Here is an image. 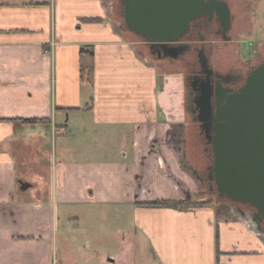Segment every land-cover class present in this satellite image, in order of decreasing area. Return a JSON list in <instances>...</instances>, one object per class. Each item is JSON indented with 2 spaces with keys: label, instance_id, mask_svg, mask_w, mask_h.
<instances>
[{
  "label": "crops",
  "instance_id": "0c3cea01",
  "mask_svg": "<svg viewBox=\"0 0 264 264\" xmlns=\"http://www.w3.org/2000/svg\"><path fill=\"white\" fill-rule=\"evenodd\" d=\"M141 43L114 0H0V264H72L82 228L103 233L100 210L131 212L158 264H264L259 234L224 206L153 204L194 191L180 195L182 73Z\"/></svg>",
  "mask_w": 264,
  "mask_h": 264
},
{
  "label": "water",
  "instance_id": "95a60500",
  "mask_svg": "<svg viewBox=\"0 0 264 264\" xmlns=\"http://www.w3.org/2000/svg\"><path fill=\"white\" fill-rule=\"evenodd\" d=\"M128 31L159 47L163 57L177 59L185 46H170L186 31L189 22L200 16V0H119ZM227 15L225 3H210ZM208 10V9H207ZM201 62H205L200 54ZM213 143L215 185L220 197L253 208V215L231 205L242 219L250 220L255 232L264 236L258 222L264 219V64L253 69L244 85L220 102L216 113ZM192 178L194 170L190 168Z\"/></svg>",
  "mask_w": 264,
  "mask_h": 264
},
{
  "label": "flooded vegetation",
  "instance_id": "af4514ba",
  "mask_svg": "<svg viewBox=\"0 0 264 264\" xmlns=\"http://www.w3.org/2000/svg\"><path fill=\"white\" fill-rule=\"evenodd\" d=\"M202 14L192 19L186 31L170 46H185L187 51L177 59L163 57L159 47L150 44L144 37L136 35L141 44L156 60L166 61L172 68L182 73L184 87L183 109L185 118V159L194 170L193 182L196 188L207 196L219 201L221 205L235 206L257 219L256 211L241 203H229L226 197H220L215 185L213 165L214 129L216 113L220 102L236 93L245 83L247 75L256 67L264 64V58L258 62L251 60L235 66L220 67L213 61L214 52L226 53L233 45L232 31L236 28V15L228 0H200ZM212 2L225 3L227 15L221 8L209 11ZM121 6V5H120ZM208 9V10H207ZM115 13L116 7H115ZM123 21V7L118 8ZM126 30H128L125 27ZM134 34V33H132ZM222 45L224 49H218ZM200 54L205 62H201ZM219 63V62H218ZM264 230V219L258 222Z\"/></svg>",
  "mask_w": 264,
  "mask_h": 264
},
{
  "label": "rangeland",
  "instance_id": "374dc122",
  "mask_svg": "<svg viewBox=\"0 0 264 264\" xmlns=\"http://www.w3.org/2000/svg\"><path fill=\"white\" fill-rule=\"evenodd\" d=\"M228 1L233 13L236 15V28L231 33L234 42L226 53H220V51L216 50L212 57L213 61L219 64L222 70L233 64L237 66L249 60L258 62L260 58H264V0ZM115 3L117 7L118 1L115 0ZM117 18L122 23L121 16H117ZM218 49H224V47L219 45ZM172 69L176 73L179 71L177 67ZM180 74L178 73L177 75ZM189 183L190 187L185 184L184 191L181 190V197L184 196L183 193L186 191L194 192L190 195V201L176 202L180 204L181 211L200 207L220 208L218 206L220 204L219 201L198 190L193 180ZM183 205L184 207L185 205H190L191 207L183 208ZM220 206H224L221 208L224 220H240L236 213L227 208L229 206L221 204ZM99 213L100 222L95 229L97 228L103 233L99 235L82 228L81 234L78 235L79 242L71 244L72 247L69 251L72 256V264H113L107 260L109 258L115 259L114 264H158V261L155 262V253L151 250L148 242L135 235L136 227L133 216L131 217V212L129 214L125 212L124 216L119 219L113 217L114 214L111 212L105 213L104 217L101 215V210ZM132 222L133 224H131ZM244 226L251 231H255L254 225L250 220H246ZM258 238L264 243L263 235H259Z\"/></svg>",
  "mask_w": 264,
  "mask_h": 264
},
{
  "label": "trees",
  "instance_id": "16d2710c",
  "mask_svg": "<svg viewBox=\"0 0 264 264\" xmlns=\"http://www.w3.org/2000/svg\"><path fill=\"white\" fill-rule=\"evenodd\" d=\"M118 1V5L116 7V3H115V0H114V4H115V7H116V15L117 16H120L118 14V8L121 7L120 6V3H119V0ZM93 71H94V61H93V56L92 54H88V53H84V52H81L80 53V59H79V72H80V78L81 80L83 81H88L91 83L92 81V77H93ZM229 203H233L232 201L230 200H227ZM154 205H160V206H166V207H170L172 209H181V206L179 203H168V202H159V203H153ZM188 207H191L190 205H183V208H188Z\"/></svg>",
  "mask_w": 264,
  "mask_h": 264
}]
</instances>
